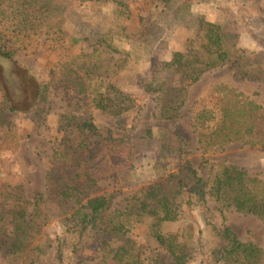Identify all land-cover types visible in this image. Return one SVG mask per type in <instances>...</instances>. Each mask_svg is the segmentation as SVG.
I'll list each match as a JSON object with an SVG mask.
<instances>
[{"label":"trees","instance_id":"16d2710c","mask_svg":"<svg viewBox=\"0 0 264 264\" xmlns=\"http://www.w3.org/2000/svg\"><path fill=\"white\" fill-rule=\"evenodd\" d=\"M7 1L0 0V28L6 42H11L8 45L0 39L2 147L15 150L30 137L34 131L22 125L23 121L34 122L37 127L46 123L54 108L56 89H70L72 97L76 90L79 93L60 114L63 134L50 155L45 187L30 194L23 180L0 184V257L4 258L0 264H187L191 254L197 257V264H264V247L241 239L225 219L213 229V241L207 244L204 238L195 240L186 226L164 232L170 224L189 223L191 207L206 202L209 196L217 198L222 213L230 209L246 215L264 213L263 177L229 160L214 159L208 176L199 174L188 159L170 168L165 161L170 138L164 136L158 142L147 126L137 129L133 136H117L97 121L96 113L117 118L133 110L132 95L104 76L126 67L132 59L130 5L124 0H94L109 6L110 18L101 25L78 19L77 30L69 34L65 24L76 12L69 0H14V7L5 8ZM87 1L93 0H73ZM249 1V7L264 12V7H259L263 0ZM231 3L224 2L219 22L194 20L186 47L173 50L168 61L151 64L148 74L141 78L144 90L158 95L160 116H177L185 98L182 83L197 82L219 67L228 66L243 78L264 82V54L239 44L240 35L252 25ZM187 6L185 3L180 9ZM252 29L258 35L256 28ZM49 35L62 43L64 51L85 42L94 50L72 57L61 73L51 68L48 78L43 79L17 60L18 43ZM5 63L13 65L11 77L17 86L8 78ZM165 71L178 77L163 78ZM80 85L83 89H78ZM169 90L173 99L163 102ZM211 94L212 103L200 107L193 118L201 147L206 149L205 139L213 137L216 150L233 143L264 147V104L227 84L214 85ZM100 132L105 133L107 153L98 158L91 145ZM154 141L160 149L151 155L153 166L149 164L147 179L117 202L123 187L141 182L142 178L135 180L141 174L136 156L142 157L145 153L141 148ZM3 172L0 164V176ZM103 180H112L116 190L97 193ZM66 204L70 214H65ZM59 218L63 226L52 237L45 228ZM143 226L157 245L153 253L138 252L121 261L120 250L113 248L96 260L75 257L90 229L103 230L116 243Z\"/></svg>","mask_w":264,"mask_h":264},{"label":"rangeland","instance_id":"374dc122","mask_svg":"<svg viewBox=\"0 0 264 264\" xmlns=\"http://www.w3.org/2000/svg\"><path fill=\"white\" fill-rule=\"evenodd\" d=\"M69 1L73 9L76 10L75 15L69 16L65 24L69 34L75 33L77 30L75 27L78 19L101 25L110 18L109 6L103 1L93 0L83 3ZM124 1L130 5L132 12L128 27L134 45L132 59L126 67L110 73L109 76H107L108 74L104 76L132 95L133 110L117 118L96 113L97 121L112 129L117 136L130 134L133 136L137 129L147 126L153 129V134L155 133V139L158 142H160L161 137L170 138L165 148V161L170 168H177L175 165L184 159H188L192 161L199 174L208 176L214 159L229 160L264 178V147L233 143L222 150H216L212 145L213 137L211 140L205 139L207 148L203 149L193 124L195 112L200 107L212 103L213 96L211 93L214 85L227 84L236 90L243 91L256 102L264 104L263 81L243 78L228 66L213 69L205 73L197 82L182 83V90L185 93L183 107L173 118L162 117L158 114V106H160L158 95L146 92L141 84V78L148 74L151 64L159 65L168 61L172 58L173 50L186 47L191 23L194 20L204 18L207 21L219 22L226 0H171L167 3H162L161 0ZM229 1L238 7L244 16V20L251 24L252 28H256L258 33L255 35V29L251 28L241 34L240 46L249 51L264 54V12L257 11L256 7H249V0ZM185 3L188 6L180 9ZM14 5V0H8L3 4L5 8H11ZM259 7H264V5ZM1 38L4 43L11 45V42H6L7 37L0 28ZM50 38V35L35 36L30 39H23L22 42L18 43L20 49L17 52V60L31 68L43 79L48 78L51 68L56 67L61 73L66 69L72 57L80 53H91L94 50L91 44L85 42L64 51L61 48L62 43ZM5 64L6 73L10 78L11 74L13 75L14 67L11 63ZM162 76L171 80L178 77L167 71L163 72ZM12 77L10 80L12 79V84L16 85L15 80H13L14 77ZM78 89H83L82 85ZM76 92L79 93L77 90ZM76 92L73 95L74 98L77 96ZM73 97L70 89L67 90L63 87L56 89V92L53 93L54 108L46 123L37 127L34 122L23 121L22 125L34 132H31L30 137L24 139L15 150H6L2 147L1 141L5 130L0 128V164L1 170L4 171L3 175L0 176V184L9 180L13 183L23 180L24 184H27L30 194L40 192L45 187V173L49 165L50 155L57 138L63 134L60 128V114L66 105L71 103ZM172 99L173 94L169 90L164 95L163 102H169ZM104 136L105 133L97 134L91 145L93 154L98 158L104 157L107 153L103 140ZM148 144L149 146L145 149L141 148L145 154H142V157L139 154L136 156V163L139 165L138 173L141 172V174L135 180L142 178L141 182L123 187L122 193L116 199L117 202L122 201L125 195L135 190L139 186L138 184L147 179L151 155L154 150L160 149V144L156 141L153 144ZM115 190L112 180H103L97 193ZM210 194H214V192ZM220 207L217 198L209 196L206 202L191 207L193 217L189 223L170 224L164 228V232H173L186 226L196 237L195 240L204 238L207 244V242L213 241L211 238L213 229L221 225L225 219L226 224L231 226L241 239L255 241L264 247V213L246 215L237 212L235 209L226 210L222 213ZM65 212V214H70V205H65ZM62 226L63 219L59 218L47 225L45 230L52 237H56ZM146 230V227L143 226L136 230L133 235L114 243L115 239L103 230L90 229L79 244L78 253L75 257H87L89 260H96L105 255L104 252L113 248L120 250L121 261L138 252L153 253L157 245L153 240L151 241L152 238L150 239ZM1 260L4 258L0 257ZM186 261L187 264H197L198 259L191 254Z\"/></svg>","mask_w":264,"mask_h":264}]
</instances>
